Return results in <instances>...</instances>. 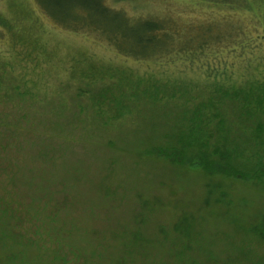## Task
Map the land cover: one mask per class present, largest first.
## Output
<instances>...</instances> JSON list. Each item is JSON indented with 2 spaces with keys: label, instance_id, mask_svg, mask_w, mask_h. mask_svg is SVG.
Returning <instances> with one entry per match:
<instances>
[{
  "label": "rangeland",
  "instance_id": "1",
  "mask_svg": "<svg viewBox=\"0 0 264 264\" xmlns=\"http://www.w3.org/2000/svg\"><path fill=\"white\" fill-rule=\"evenodd\" d=\"M107 3L134 18L183 24L252 19L237 0ZM37 10L35 0H0V24L29 34L24 50L0 41V264H264V181L207 173L200 160L182 165L159 154L189 133L192 105L176 94L156 103L126 99L128 108L116 111L108 104L120 98L119 76L136 93L155 66L57 27ZM257 46L246 53L255 66L264 60V43ZM88 66L110 68L113 80L80 75ZM177 69L176 77L206 85L198 71ZM223 108L250 167L258 151L243 132L249 124Z\"/></svg>",
  "mask_w": 264,
  "mask_h": 264
},
{
  "label": "trees",
  "instance_id": "2",
  "mask_svg": "<svg viewBox=\"0 0 264 264\" xmlns=\"http://www.w3.org/2000/svg\"><path fill=\"white\" fill-rule=\"evenodd\" d=\"M257 1L252 0L254 6H251L249 0H237L248 5L242 10L252 14L249 22L235 14L233 20L225 16L223 20L213 18L194 24H183L169 17L134 18L112 8L107 0H35V4L37 11L55 26L89 38L94 36L123 57L155 66L156 74L149 70L146 73L149 77H140L136 93L125 91L133 86L127 77L120 75L115 88L108 87L100 94L97 111L103 109L102 101L113 88L120 98L108 105L111 107L113 103L116 111L128 108L126 99L137 102L148 99L156 103L180 94L192 105L188 110L189 133L175 137L176 143L171 148L160 149L159 154L182 165L200 160L207 173L264 181V72L258 70L264 66V60L255 66L246 59L247 51H257V42L264 43V3ZM26 13L33 14L32 10ZM23 29L14 33L11 25L0 24V41L11 40L13 47L17 44L27 49L24 37L29 34L28 29ZM20 53L19 59L29 56L27 51ZM178 66L198 71L206 85L201 86L197 81L187 83L176 77L171 68ZM110 73V68L98 70L88 66L80 75L90 80L99 78L103 83ZM112 77L109 79L113 80ZM226 105L232 106L233 112L250 125L242 130L244 133L248 130L258 151L250 167L247 164L250 160L244 157L247 150L242 149L241 141L237 143L233 138L235 124L228 120V112L223 108ZM213 123H216L215 132H208V126ZM209 149L213 151L208 152Z\"/></svg>",
  "mask_w": 264,
  "mask_h": 264
}]
</instances>
